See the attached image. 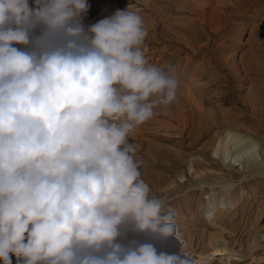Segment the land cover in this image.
<instances>
[{
    "label": "clouds",
    "instance_id": "obj_1",
    "mask_svg": "<svg viewBox=\"0 0 264 264\" xmlns=\"http://www.w3.org/2000/svg\"><path fill=\"white\" fill-rule=\"evenodd\" d=\"M34 4L0 0V261L197 264L153 242H118L130 231L186 247L129 141L180 86L148 64L143 18L126 8L85 29L87 0Z\"/></svg>",
    "mask_w": 264,
    "mask_h": 264
},
{
    "label": "rangeland",
    "instance_id": "obj_2",
    "mask_svg": "<svg viewBox=\"0 0 264 264\" xmlns=\"http://www.w3.org/2000/svg\"><path fill=\"white\" fill-rule=\"evenodd\" d=\"M87 3L85 29L117 10L139 14L148 30L142 46L148 64L174 71L180 80L176 101L129 137L150 196L178 212L177 232L187 246L179 248L172 239L176 252L197 261L211 253L212 236L224 237L236 254L208 264H264V0ZM40 34L39 27L32 33ZM226 129L256 143L254 161L234 163L222 151L213 154ZM227 201L207 217L211 206ZM138 235L129 231L118 242H153L162 251V241ZM11 260L17 264L18 258Z\"/></svg>",
    "mask_w": 264,
    "mask_h": 264
},
{
    "label": "bare ground",
    "instance_id": "obj_3",
    "mask_svg": "<svg viewBox=\"0 0 264 264\" xmlns=\"http://www.w3.org/2000/svg\"><path fill=\"white\" fill-rule=\"evenodd\" d=\"M224 131H225V136L219 137L218 143L213 151L214 155L218 156L220 154V151H222L224 159L229 160V162L233 161L234 163L239 160L247 159L246 162L247 164H249V161L255 160L256 155L254 150L257 147V145L254 141H252V139L250 140V138L244 136L243 133L240 134L239 132H236V130L226 129ZM230 149L231 150L233 149V151H231ZM230 174L232 173L230 172ZM227 204H231V202L227 201L226 204L222 202L220 206L219 205L211 206L212 208L206 211L207 217L210 218L211 216L214 215V213H216L218 210L220 211L222 208H224V205ZM138 236H139L138 238L142 241L143 240L142 234ZM143 242L144 241H142V243ZM161 245H162V251L164 252L171 253V252H176L177 250V249L175 250V247L172 244V239L168 241H162ZM208 247L210 248L211 253L208 254L209 256L206 257L198 256L197 258L198 260L196 261L197 264H208L209 263L208 259H213V257L219 256L221 258V257L229 256L230 254L231 255L236 254L228 247V243L224 239V237L222 238V237L212 236L208 241Z\"/></svg>",
    "mask_w": 264,
    "mask_h": 264
}]
</instances>
